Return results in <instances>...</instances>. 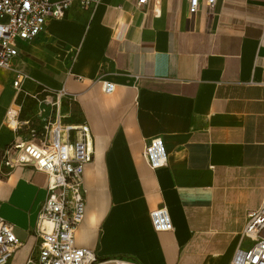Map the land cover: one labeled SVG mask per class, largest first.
Here are the masks:
<instances>
[{
  "label": "crops",
  "instance_id": "crops-1",
  "mask_svg": "<svg viewBox=\"0 0 264 264\" xmlns=\"http://www.w3.org/2000/svg\"><path fill=\"white\" fill-rule=\"evenodd\" d=\"M15 46L10 69H0V158L14 137L6 111L19 104L18 120L36 124L28 95L44 88L67 93L65 125L89 127L75 247L135 264H230L250 247L247 215L264 197V0H217L210 16L200 8L193 17L183 1L161 0L153 15L151 4L101 0ZM17 74L26 76L18 93ZM153 138L167 154L154 171L142 158ZM45 197L44 174L0 164V218L21 243L11 264L36 255ZM159 207L169 232L151 225Z\"/></svg>",
  "mask_w": 264,
  "mask_h": 264
},
{
  "label": "built area",
  "instance_id": "built-area-1",
  "mask_svg": "<svg viewBox=\"0 0 264 264\" xmlns=\"http://www.w3.org/2000/svg\"><path fill=\"white\" fill-rule=\"evenodd\" d=\"M161 0H136L139 9L152 6V14L159 13ZM187 5L193 17L200 8L210 16L217 0H177ZM101 0H0V69H10L18 56L16 40L32 41L42 33L48 19L59 20L71 7L95 8ZM25 75L17 74L13 89L20 92ZM102 91L110 94L114 85L103 83ZM37 106V122L19 121L21 106L6 111L5 125L14 133L11 144L2 152L0 164L31 167L46 176V197L42 202L35 234L40 239L37 253L22 264H135L121 258L99 259L88 249L74 245V231L84 215L83 171L93 158L92 138L86 124L65 125L61 112L62 101L68 97L64 89L44 88L28 95ZM142 158L154 171L167 164V154L160 138L144 145ZM156 232H169L172 223L164 207L149 213ZM242 237L251 241L248 249H237L230 264H264V197L259 208L247 215ZM21 247L13 225L0 218V264H11Z\"/></svg>",
  "mask_w": 264,
  "mask_h": 264
},
{
  "label": "rangeland",
  "instance_id": "rangeland-1",
  "mask_svg": "<svg viewBox=\"0 0 264 264\" xmlns=\"http://www.w3.org/2000/svg\"><path fill=\"white\" fill-rule=\"evenodd\" d=\"M62 108H63V106H62ZM34 111H35V107L33 105H32V107H26L23 116H26L27 114H31ZM63 111H64V108H63Z\"/></svg>",
  "mask_w": 264,
  "mask_h": 264
}]
</instances>
